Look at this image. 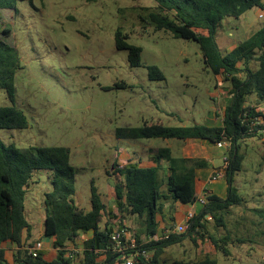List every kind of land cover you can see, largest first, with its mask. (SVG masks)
<instances>
[{
  "label": "rangeland",
  "instance_id": "rangeland-1",
  "mask_svg": "<svg viewBox=\"0 0 264 264\" xmlns=\"http://www.w3.org/2000/svg\"><path fill=\"white\" fill-rule=\"evenodd\" d=\"M156 5L155 0H17V12L0 9V36L5 28L10 29L5 38L20 60L15 101L29 120L26 128H0V138L26 153L40 146L68 147L76 176L73 197L85 210L91 209L92 182L106 194L109 185L120 180L112 165L123 162V151L140 155L149 151V145H168L163 138L120 137L118 128L152 122L171 126L204 123L219 101L216 87L220 81L205 63L199 42L174 37L165 29L155 30L143 18L145 8ZM262 25L264 9L254 7L240 17H227L216 38L226 52ZM118 28L129 35L128 42L142 47L140 66H131L128 50L116 47ZM145 64L159 66L163 78H151ZM252 67L259 65L253 63ZM222 84L230 87L229 81ZM229 100L225 98V105ZM10 104L5 89L0 88V106ZM239 152L244 160L234 182L246 206L262 209L264 138H243ZM50 176L48 169L36 171L26 192L32 240L43 234V203L45 192L52 187ZM162 191L168 192L165 184ZM107 197L108 205L115 208V200ZM215 223L209 220L208 232L245 241L230 242L229 255H225L221 250L213 254L214 246L207 237L200 249L187 237L184 246L167 251V261L182 256L199 259L204 256L195 255L207 253L217 258L218 264H264V213L232 206L225 225L217 227ZM125 224L132 236L140 227L137 218H126ZM91 234L82 232L77 246ZM43 239L53 247L51 238ZM70 245L77 261L80 249Z\"/></svg>",
  "mask_w": 264,
  "mask_h": 264
},
{
  "label": "trees",
  "instance_id": "trees-1",
  "mask_svg": "<svg viewBox=\"0 0 264 264\" xmlns=\"http://www.w3.org/2000/svg\"><path fill=\"white\" fill-rule=\"evenodd\" d=\"M157 5L146 7L147 23L155 30L165 29L174 37L193 39L199 42L207 66L223 80L230 82L229 102L225 105L223 125L210 126L195 123L188 126H171L161 122L145 123L139 127L118 128L116 134L126 138H203L213 142L229 143V165L225 169L228 193L221 197L214 193L204 195L206 203L194 213L187 230L183 233L170 231L160 240H146L159 231L158 214L164 202L172 199L194 204L200 196L195 188L196 169L208 161L198 158L174 156L170 148L158 149L154 165L115 162L113 171L120 177L114 184L116 206L114 214L102 198V193L91 186V209L85 210L74 200L75 169L71 163L70 149L66 146H40L26 153L14 144H6L0 138V264H116L121 262V253L113 248L111 233L127 229L125 219L134 216L140 227L134 230L137 247L127 248L124 253L133 257L136 264H218L215 257L206 255L197 260L173 259L168 262L162 255L168 248L180 244L187 237L195 245L206 237L217 251L229 255L230 234L208 232L209 220L217 227L225 225V215L232 206L264 213V208L248 207L235 184V173L242 168L244 155L239 152L240 140L247 137L264 138V25L253 34L224 52L216 38L218 27L229 16L240 17L254 7L264 9V0H155ZM0 9L17 12V0H0ZM201 30V32L198 31ZM206 30V34L202 33ZM10 29L0 36V88L5 89L10 105L0 106V128H26L28 116L15 101V74L20 65L16 49L6 40ZM129 35L120 28L115 32L118 49H127L131 66L142 64V47L127 41ZM253 63L259 67L254 69ZM151 78H163L162 70L155 64H145ZM117 86H123L118 84ZM252 97V98H251ZM170 162L169 170L162 176L160 161ZM264 161V154L262 155ZM41 169L51 171L52 187L45 192V214L42 236L52 239L55 257L48 259L38 250L30 251L40 241H31L33 225L26 214L25 197L34 173ZM166 185L167 191H162ZM260 216H262L260 214ZM218 229V228H217ZM128 230V229H127ZM92 231V236L77 246V238L83 232ZM207 232V235L206 233ZM14 247L7 257L4 241ZM70 244L79 247V259ZM145 251L148 256L143 255ZM138 253V254H136ZM105 255L104 258H101Z\"/></svg>",
  "mask_w": 264,
  "mask_h": 264
},
{
  "label": "crops",
  "instance_id": "crops-1",
  "mask_svg": "<svg viewBox=\"0 0 264 264\" xmlns=\"http://www.w3.org/2000/svg\"><path fill=\"white\" fill-rule=\"evenodd\" d=\"M202 33L206 34V30H202ZM221 75L222 74H217L218 80L220 81V83H218L217 87H216L217 88L216 93H217V96L219 97V101L217 102L216 106L212 110L209 111L208 116L204 122V124H207L210 126H221V125H223V116H224V110H225V98L228 97L230 87H225L222 84L223 80H221V78L219 77ZM262 109L264 112V105L262 106ZM171 114L174 115V113H171ZM177 126H186V125H177ZM163 139L167 142V144H168L167 147L170 148L172 155H174V156H182L185 158L205 159L206 161H208V164L206 166L199 167L195 171V173H196L195 188H196V191L200 197H204V195L207 193H214V194H217L221 197L227 196L228 182L224 176L225 173H223L220 176H216V177H214V176L216 174V171L219 169V167L221 165H223L224 155L228 154V149H229L228 144L227 145L226 144L225 145H219L216 142H213V141L208 140V139H203V138H186V139L172 138V140H170L171 138H163ZM177 139L182 140L183 142L181 144L176 143L175 140H177ZM178 145H180V147ZM164 147H166V146H164ZM158 149H159V147H156L154 145H149V151L146 154H140V155H138L136 152L132 155L129 152L127 153V151H123L122 152L123 162H120L119 164L124 165L126 163H133V164L136 163V164H140V165H154L156 162L154 160V157L156 156ZM118 156H120V155H118ZM218 159L220 160L219 162H217ZM160 163L162 166L161 174H162V176H165V174L169 170L170 162L167 159H162L160 161ZM112 170H113V168H112ZM107 173L109 175L114 176L113 171L110 172V170H107ZM114 184H115V182L113 181V183L109 185L108 191L106 194L102 193V198L106 202L108 208L111 211H113L114 214H117V216H119V213L117 212L118 210H117L116 204H115V208H113V207L109 206L107 203V200L104 199L107 195L110 198L112 197L116 203ZM103 195H105V196L103 197ZM108 197H107V199H108ZM201 207H202V204L199 201H197L194 204L182 203L180 201H174L171 199H169L168 201H165L162 212L160 214H158V216H157V220L159 221L158 233L159 234H167L168 232L173 231V229L178 224H182L185 221L186 215L189 211L193 210L194 212H197L198 210H200ZM44 218H45V214H44ZM128 218L133 219L134 221L136 219L134 216H131ZM125 221H126V219H125ZM90 232L92 233V231H88L85 233L87 234ZM91 236H92V234L89 237H91ZM43 237L44 236H41L40 238H38V239H40V242L42 243L41 247L38 250H40L46 258L51 259V258L55 257L56 249L54 247H50V243L45 242ZM31 241H32V237H31ZM204 241H206V240H204V239L203 240L202 239L197 240V243H196L197 249H200L201 243ZM179 245L184 246V241L180 244H176V245H173L170 248H168L166 250V252L162 255V258L166 259V260L169 259L166 256L167 251H169V249L175 248ZM2 246L4 248L8 249L7 250V257L9 259H11L10 255H11L12 250H10V249H12L14 247V245L10 241L7 240V241H4L2 243ZM212 246H214L213 243H212ZM214 249H215V252L213 254H216L218 251L215 248V246H214ZM185 252H187V251H185ZM188 252H189V250H188ZM199 255L200 256H206L209 254L206 253V254L201 255L199 253L198 255H195V256L197 257ZM104 256L105 255H102L101 258H104ZM173 259L197 260V259H193V257H191V256L190 257L182 256L180 258H173ZM173 259H171V260H173ZM118 262H119V260H118ZM118 262H116V264H118Z\"/></svg>",
  "mask_w": 264,
  "mask_h": 264
},
{
  "label": "built area",
  "instance_id": "built-area-1",
  "mask_svg": "<svg viewBox=\"0 0 264 264\" xmlns=\"http://www.w3.org/2000/svg\"><path fill=\"white\" fill-rule=\"evenodd\" d=\"M260 16H263V13L260 14ZM219 145H227L229 146V143L226 141L223 142H218ZM229 157L228 154H225L223 157V165H221L219 167V169L216 171V174L214 177L216 176H220L225 172V169H227L228 165H229ZM202 205L206 203V199L204 197H200L198 200ZM194 211L191 210L187 213L186 215V219L182 224H178L172 232H176V233H183L187 230L190 221L194 215ZM170 232H168L167 234H154L152 236H150L149 238H147V240H160L163 237H167L169 235ZM111 239L113 241V248L114 250H116L117 252L121 253V260H122V264H136L135 260L133 257H128L125 255L124 250L127 248H135L137 247V241L136 238L133 237L132 235H129V231L127 229H122V230H118V231H114L111 233ZM42 243L39 241L35 247L31 248L30 251L33 253V255L37 254L38 249L41 247ZM138 254V253H136ZM143 255L146 257L148 256V254L143 251Z\"/></svg>",
  "mask_w": 264,
  "mask_h": 264
}]
</instances>
